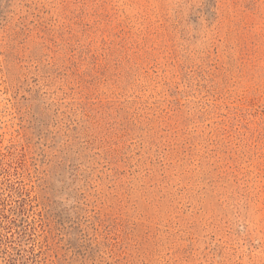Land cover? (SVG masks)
<instances>
[{"label": "rangeland", "instance_id": "1", "mask_svg": "<svg viewBox=\"0 0 264 264\" xmlns=\"http://www.w3.org/2000/svg\"><path fill=\"white\" fill-rule=\"evenodd\" d=\"M0 264H264V0H0Z\"/></svg>", "mask_w": 264, "mask_h": 264}]
</instances>
